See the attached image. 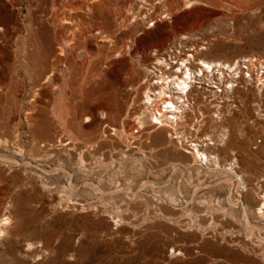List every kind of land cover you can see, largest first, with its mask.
<instances>
[{"label":"rangeland","instance_id":"rangeland-1","mask_svg":"<svg viewBox=\"0 0 264 264\" xmlns=\"http://www.w3.org/2000/svg\"><path fill=\"white\" fill-rule=\"evenodd\" d=\"M181 40L264 60V0H0V264H264L257 84L223 122L246 189L135 126L156 49Z\"/></svg>","mask_w":264,"mask_h":264},{"label":"bare ground","instance_id":"bare-ground-1","mask_svg":"<svg viewBox=\"0 0 264 264\" xmlns=\"http://www.w3.org/2000/svg\"><path fill=\"white\" fill-rule=\"evenodd\" d=\"M194 36H183V39L191 41ZM189 46L187 41L181 40L177 47L173 45L170 48L156 49L154 64L148 70L149 78L144 91L145 105L136 116L135 126L144 127L145 114L150 116L151 123L157 128L169 129L171 137L176 138L182 148L186 146L185 142L187 146H191L190 154L194 163L206 168L212 166L221 168L234 175L235 181L246 189L247 181L239 171L241 168L239 158L232 157L223 163L221 152L226 150L230 142L228 127L223 122L225 114L231 115L233 112L234 104L231 103L233 96L229 93H233L235 88L243 86L249 90L248 83H255L261 96H264V72H261L264 67L261 66L259 69L253 60L249 62L244 60L248 56L232 61L204 57L203 50L208 46L200 48ZM247 64L248 69L245 67ZM215 85L222 87L221 91ZM226 96L228 100L225 103L221 98ZM262 100L259 103L264 102V97ZM259 103L258 115L263 116ZM211 122L220 126L221 130L216 131L214 125H210L215 132L201 134ZM261 181H264V175L261 176ZM258 189L260 201L255 211L264 220L263 184L259 185ZM243 213L249 223V212L246 207ZM9 220V216L0 220V232L8 226ZM38 246L36 242L27 244L30 251L38 249Z\"/></svg>","mask_w":264,"mask_h":264},{"label":"built area","instance_id":"built-area-1","mask_svg":"<svg viewBox=\"0 0 264 264\" xmlns=\"http://www.w3.org/2000/svg\"><path fill=\"white\" fill-rule=\"evenodd\" d=\"M244 60H246L247 62H249L250 60H253L254 62H256L257 64H258V66H259V69H261L262 67H264V64H262L263 62H264V60H261L260 58H258L257 56L256 57H247V58H245ZM261 60V61H260ZM249 64V63H248ZM245 65V67L248 69V66L249 65ZM262 66V67H261ZM262 71V73L264 72V68H262L261 69ZM217 88H219L218 90L219 91H221V88L219 87V86H217V85H215Z\"/></svg>","mask_w":264,"mask_h":264}]
</instances>
